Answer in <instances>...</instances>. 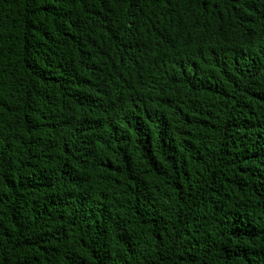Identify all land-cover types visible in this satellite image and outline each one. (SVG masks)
Returning a JSON list of instances; mask_svg holds the SVG:
<instances>
[{
    "label": "trees",
    "instance_id": "16d2710c",
    "mask_svg": "<svg viewBox=\"0 0 264 264\" xmlns=\"http://www.w3.org/2000/svg\"><path fill=\"white\" fill-rule=\"evenodd\" d=\"M0 264H264V0H0Z\"/></svg>",
    "mask_w": 264,
    "mask_h": 264
}]
</instances>
